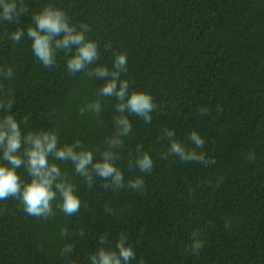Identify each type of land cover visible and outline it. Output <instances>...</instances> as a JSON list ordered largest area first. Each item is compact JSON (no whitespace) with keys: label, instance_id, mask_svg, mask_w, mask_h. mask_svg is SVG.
Returning a JSON list of instances; mask_svg holds the SVG:
<instances>
[{"label":"trees","instance_id":"trees-1","mask_svg":"<svg viewBox=\"0 0 264 264\" xmlns=\"http://www.w3.org/2000/svg\"><path fill=\"white\" fill-rule=\"evenodd\" d=\"M16 2L27 14L19 24L0 20V69L13 70L11 79L0 73V98L11 95L22 132L54 130L60 145L79 140L95 159L116 133L117 101L99 96L103 80L69 73L71 52H58L47 68L26 36L19 44L11 40L45 5L60 7L77 28L88 25L85 35L100 53L96 64L111 68L114 53H126L121 78L130 90L149 91L157 108L151 123L128 116L132 132L117 150L125 183L141 176L143 191L105 188L108 181L94 173L88 187L70 161H55L75 185L79 211L66 216L59 195L48 219L28 215L15 198L0 201V264H91L90 254L114 247L122 232L134 245L131 264H264V0ZM98 99V115H80ZM165 129L188 148L194 147L190 132H198L205 145L197 151L215 163L163 159ZM138 148L153 160L149 173L135 167ZM249 153L254 160L246 159ZM17 173L22 184L30 180L24 167ZM65 228L68 237L61 235ZM195 230L203 240L199 255L190 251ZM102 235L105 245H99ZM66 244L73 252L64 258Z\"/></svg>","mask_w":264,"mask_h":264},{"label":"clouds","instance_id":"clouds-1","mask_svg":"<svg viewBox=\"0 0 264 264\" xmlns=\"http://www.w3.org/2000/svg\"><path fill=\"white\" fill-rule=\"evenodd\" d=\"M27 14V10L18 7L16 0H0V20L9 23H20V17ZM32 23L27 28L17 29L11 33V40L17 44L25 38L31 41V48L38 61L47 68H51L56 60L58 52L72 54L66 60L67 71L71 74L85 72L90 78L101 79L104 83L99 89V96L115 98V108L118 115L113 117L116 133L107 138L106 150L100 153L99 159L94 158L93 152L84 148L79 140L72 144H59V138L54 130H40L38 132H22L21 122H18L12 114L13 99L9 94L6 98H0V151L2 159L6 163L0 164V201L9 198L17 199L23 206V210L30 216L48 219L54 215L53 201L59 195V209L66 215L76 214L80 209V199L75 190L74 183L60 170L55 161H70L74 166V172L83 177L88 187L92 186L93 173L104 181L105 188L118 191L125 187L143 191L144 180L141 176H134L125 183L123 171L116 166L118 158L117 150L123 146L122 137L132 132V124L129 115L142 118L146 123H151V113L157 108L153 97L147 90L131 89L129 81L121 78L122 73H127V54L114 53L112 67L96 64L100 58L98 44L88 38L85 33L89 31L87 24H81L79 28L72 25L66 12L58 6L45 5L43 10L31 16ZM110 45L105 46V50ZM95 65L90 68L89 66ZM5 79H11L13 70L11 67L0 69ZM102 102L98 99L86 103L80 109V115L92 113L98 115L102 111ZM207 108H200L201 115L208 113ZM127 113V115L125 114ZM27 123V117L22 118ZM163 137L169 142L163 159L176 156L182 162H195L205 166L214 164L215 160L208 158L202 149L205 145L201 135L192 131L189 141L194 146L188 148L184 143L175 139V133L171 129H165ZM23 149V151H22ZM79 149V151H77ZM139 153L135 159V167L141 173H149L153 168V160L148 152L137 149ZM51 157V161L50 158ZM248 160H254L249 153ZM24 167L30 177L28 182L22 184L17 169ZM131 167V165H130ZM111 212V209H106ZM61 235L68 237L67 229L61 230ZM80 236L84 233L81 231ZM192 243L190 251L199 255L203 248V240L199 230L191 234ZM105 235L100 236L99 245H105ZM73 252V246L66 244L61 249V256L66 258ZM136 259L134 245L128 240L127 234L120 233L115 241V246L98 247L94 254H90L91 264H131Z\"/></svg>","mask_w":264,"mask_h":264}]
</instances>
